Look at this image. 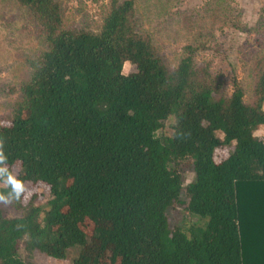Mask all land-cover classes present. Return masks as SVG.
I'll return each instance as SVG.
<instances>
[{
    "label": "trees",
    "instance_id": "1",
    "mask_svg": "<svg viewBox=\"0 0 264 264\" xmlns=\"http://www.w3.org/2000/svg\"><path fill=\"white\" fill-rule=\"evenodd\" d=\"M2 1L25 9L44 47L0 116V167L24 186L17 199L0 177V264H25L21 245L55 259L76 248L75 264H264V55L249 103L190 54L168 69L133 0H109L96 31L65 28L57 0ZM183 159L195 174L186 209L203 219L189 233L166 213L183 188L170 163Z\"/></svg>",
    "mask_w": 264,
    "mask_h": 264
},
{
    "label": "rangeland",
    "instance_id": "2",
    "mask_svg": "<svg viewBox=\"0 0 264 264\" xmlns=\"http://www.w3.org/2000/svg\"><path fill=\"white\" fill-rule=\"evenodd\" d=\"M61 7L63 25L68 29L96 31L109 9V0H57ZM122 1V0H120ZM134 18L139 32L148 35L155 50L168 69H173L185 55H192L195 67L206 69L220 77L225 94H230L233 83L244 91V101L252 102L255 82L254 65L264 55V0H133ZM44 47L32 19L23 8L7 5L0 0V116L8 113L14 94L7 86L29 79L28 60ZM126 62L123 73L135 71ZM173 118L158 131L161 136L172 134ZM264 138V125L254 132ZM222 138L221 133H217ZM229 147L215 150L216 160L227 155ZM182 176L180 201L167 209L169 227L189 233L202 224L203 219L186 209L185 187L195 174L187 159L171 162ZM40 190V189H39ZM31 189L26 187L25 194ZM49 195L44 194L36 204L47 208ZM9 216L17 212L9 211ZM85 230L90 225H83ZM25 264H75L77 249L70 248L65 259L48 257L39 251L18 250Z\"/></svg>",
    "mask_w": 264,
    "mask_h": 264
},
{
    "label": "clouds",
    "instance_id": "3",
    "mask_svg": "<svg viewBox=\"0 0 264 264\" xmlns=\"http://www.w3.org/2000/svg\"><path fill=\"white\" fill-rule=\"evenodd\" d=\"M6 160L5 154L3 152L2 144H0V164H3ZM6 175V183L11 185L12 192L15 193L16 198L18 199L20 194L24 191L23 182L16 179L11 174H8V170L6 167H0V177ZM7 198L3 195H0V200H6Z\"/></svg>",
    "mask_w": 264,
    "mask_h": 264
}]
</instances>
